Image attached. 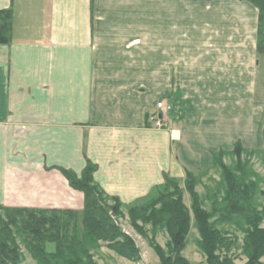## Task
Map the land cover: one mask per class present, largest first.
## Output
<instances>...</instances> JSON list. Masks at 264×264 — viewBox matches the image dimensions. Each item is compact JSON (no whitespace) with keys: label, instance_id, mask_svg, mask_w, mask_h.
<instances>
[{"label":"crops","instance_id":"obj_1","mask_svg":"<svg viewBox=\"0 0 264 264\" xmlns=\"http://www.w3.org/2000/svg\"><path fill=\"white\" fill-rule=\"evenodd\" d=\"M0 205L71 210L59 169L123 204L264 130L259 12L232 0H0ZM162 104L161 110L157 105ZM160 115L168 130L151 128Z\"/></svg>","mask_w":264,"mask_h":264},{"label":"trees","instance_id":"obj_2","mask_svg":"<svg viewBox=\"0 0 264 264\" xmlns=\"http://www.w3.org/2000/svg\"><path fill=\"white\" fill-rule=\"evenodd\" d=\"M232 1L250 3L258 10L257 49L260 54H264V0ZM12 29V9L0 11V45L11 43ZM243 152L242 145L237 143L232 152L238 160L235 171L223 164L225 152L213 156L212 162L221 169L226 184V192L219 208L214 207L211 212L204 209L195 191L196 180L187 173L184 190L166 176L162 185L164 190L156 198L147 205L130 210V221L137 232L142 231L138 226L139 222L151 225L154 233L159 230L166 232V251L155 243L150 244L160 264H190L182 253L193 227L200 236L198 246L207 264H233L219 254L221 250L228 252L231 249V241L211 222L215 215H220L223 222L231 223L239 219L244 225L242 253L247 259L245 264H264V228L261 227L264 209L258 211L254 207L255 185L246 180V171L240 161ZM59 170L69 186L83 194V211L79 214L71 210L4 208L0 205V264L22 263L20 243L34 254V259L40 264H50L53 261H62V264H95L90 248L97 249L101 245H106L107 249L121 258L139 262V249L118 224V219L122 218L120 208L123 203L118 198L105 194L95 183L97 166L88 162L81 176L69 170ZM156 190H160V187ZM185 192L189 195L190 207L184 203ZM53 244L56 245V253H48L46 247Z\"/></svg>","mask_w":264,"mask_h":264},{"label":"rangeland","instance_id":"obj_3","mask_svg":"<svg viewBox=\"0 0 264 264\" xmlns=\"http://www.w3.org/2000/svg\"><path fill=\"white\" fill-rule=\"evenodd\" d=\"M257 139L258 140L256 142L255 137L251 138L248 136L246 138L247 145L244 147L242 146L244 152L241 155L240 161L242 163V167H244L246 171V180L248 182H252L255 185V195L253 197L254 207L258 211H262L264 209V139L260 133ZM233 150L227 152L223 156V164L232 171H235L238 160L233 155ZM187 173H190L196 180L195 191L198 194L204 209L208 212H211L213 211L214 207L216 209L219 208L222 205V201L226 192V184L223 180L221 169L212 162L209 164V166L202 169L186 172L184 171L183 173H180V176H177V178L176 176H169V180L177 183L179 187L184 190ZM163 190L164 186H161L160 190L153 191L152 194L145 200H140L129 205L122 204V208H120L122 218L118 219V224L123 232L134 240L137 248L139 249L141 260L137 263L130 262L117 256L113 251L107 249L106 245H101V247L97 249L90 248V253L95 264H160L159 258L155 254L154 250L150 247V244L155 243L166 251V245L168 242V236L166 232L159 230L154 233L151 225H143L140 222L138 223V226L142 228V233L137 232V230L131 224L129 212L136 206L147 205V203L156 198L158 193ZM184 203L187 207L191 206L189 195L186 192L184 194ZM79 222L80 221L78 220V223ZM211 222L216 224L217 229L223 234H226L228 240L231 241V249L228 252L221 250L219 253L220 256L222 258H228L233 264H245L247 259L242 253L243 240L245 237L243 234L244 225L241 224V221L239 219H235L231 223L226 221L223 222L220 215H215ZM79 227L81 229V224H79ZM261 227L264 228V220ZM79 235H81L80 232ZM199 240L200 236L197 230L193 227L188 237L186 248L182 253V256H184L190 262V264H207L204 255L199 249ZM20 244L22 254L21 264H40L34 259V254L31 253V251L25 245L22 243ZM46 250L48 253L54 254V252L56 253V245H48ZM262 262H264V259ZM50 264H62V261H53Z\"/></svg>","mask_w":264,"mask_h":264},{"label":"built area","instance_id":"obj_4","mask_svg":"<svg viewBox=\"0 0 264 264\" xmlns=\"http://www.w3.org/2000/svg\"><path fill=\"white\" fill-rule=\"evenodd\" d=\"M163 107L162 104L157 105V109L161 110ZM148 123L150 124L151 128L157 130H168L169 125L163 120L162 116L160 115H151L148 119Z\"/></svg>","mask_w":264,"mask_h":264}]
</instances>
